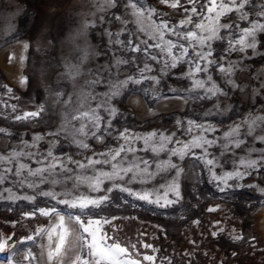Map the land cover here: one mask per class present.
Wrapping results in <instances>:
<instances>
[{
	"label": "rangeland",
	"instance_id": "1",
	"mask_svg": "<svg viewBox=\"0 0 264 264\" xmlns=\"http://www.w3.org/2000/svg\"><path fill=\"white\" fill-rule=\"evenodd\" d=\"M222 2L0 0V264H73L76 217L123 264H264V0Z\"/></svg>",
	"mask_w": 264,
	"mask_h": 264
},
{
	"label": "snow or ice",
	"instance_id": "2",
	"mask_svg": "<svg viewBox=\"0 0 264 264\" xmlns=\"http://www.w3.org/2000/svg\"><path fill=\"white\" fill-rule=\"evenodd\" d=\"M192 2V0H190ZM161 3H168V0H161ZM247 3V0H241L240 3H237V0H223V2L220 4V8L226 9L228 11H233L239 8H243L245 4ZM171 7H177V4L172 3L170 5ZM135 7V5H133ZM213 6H212V0H210V4L208 6V11L213 12ZM154 11V10H153ZM193 12L196 11L195 8L192 9ZM139 16H143V12H138L137 13ZM224 12H220L219 15H223ZM216 19V24L219 27H229V25H219L218 17ZM183 26V22L182 25ZM165 28H167V24L164 25ZM197 28H200L201 25H197ZM260 29H264V25H259ZM257 30V25H254L252 29H245L246 36H252L254 37L255 31ZM216 28L212 29L213 35H215ZM188 37L194 36V33L189 31L186 34ZM240 43L243 45V47H255V43H245L244 38L242 37L240 40ZM155 47H159V45H154ZM200 71H204V69H199ZM223 70V69H222ZM198 87H204L202 83L197 82ZM216 86L213 85V88ZM219 89H217L218 91ZM211 91V89H209ZM215 95V92L212 93ZM115 110H113L114 112ZM39 113L33 112V113H26L25 116L31 115V116H36ZM84 116H87L88 113H83ZM22 117H17V119H21ZM75 119V117H74ZM94 119H99V117H94ZM264 119V118H262ZM81 133L84 132L83 126L79 129ZM235 131V130H234ZM123 135V134H122ZM154 135V134H153ZM84 147H87V145H84ZM187 147V145H185ZM123 151V149H121ZM51 155V153H50ZM120 152H116L113 156V159L116 158V156H119ZM89 163H92V161H89ZM146 163V162H145ZM209 164L212 163L211 160L208 161ZM81 167H84L81 165ZM35 175V173H32ZM177 196L179 193H176ZM45 195H50V193H45ZM141 199H147L146 196H142ZM100 201L98 200H85L81 199L79 202L73 201L70 203V206L73 208L79 207L81 209L87 208L89 205H98ZM43 215H49L50 213L44 210H41ZM52 212L54 213L55 210L53 209ZM71 219V218H70ZM75 222L79 224L82 228L84 233H87L85 236L80 237V246L81 248H86L87 253L86 255H77L73 261V264H123V261L121 260V256H123L126 252L127 249L123 246H121L120 243L118 242H113L111 244L108 243V241L112 240L111 236H108L106 233H99V232H91L89 230V226L92 225L93 223L100 225V221H88L85 223L83 220L80 219V217L75 218ZM103 223H110V221H104ZM57 227L59 228V242L55 244L54 251L49 252V259L51 260L53 256L55 255L56 257H59L61 255L62 249L65 244V240L67 237V234L69 232V229L66 227V222L63 217H59L58 220V225ZM51 239V235L49 237ZM11 237H8L7 240H10ZM26 239H32L31 237H27ZM7 246V241L3 240L0 241V251H3L4 248ZM134 247V246H133ZM145 247H150L149 245H145ZM144 260L152 261L153 257L145 255ZM131 264H137L136 261H132Z\"/></svg>",
	"mask_w": 264,
	"mask_h": 264
},
{
	"label": "bare ground",
	"instance_id": "3",
	"mask_svg": "<svg viewBox=\"0 0 264 264\" xmlns=\"http://www.w3.org/2000/svg\"><path fill=\"white\" fill-rule=\"evenodd\" d=\"M258 228H260L264 232V208L260 213Z\"/></svg>",
	"mask_w": 264,
	"mask_h": 264
}]
</instances>
